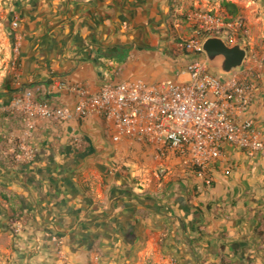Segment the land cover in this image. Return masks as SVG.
Masks as SVG:
<instances>
[{
    "label": "crops",
    "instance_id": "crops-1",
    "mask_svg": "<svg viewBox=\"0 0 264 264\" xmlns=\"http://www.w3.org/2000/svg\"><path fill=\"white\" fill-rule=\"evenodd\" d=\"M191 10L244 19L240 67L254 83L245 117L264 135V0H0V264H264V153L222 143L202 177L171 150L113 141L101 115L39 118L34 157L17 163L8 152L24 128L8 104L25 89L72 107L75 93L55 81L97 92L186 80Z\"/></svg>",
    "mask_w": 264,
    "mask_h": 264
},
{
    "label": "built area",
    "instance_id": "built-area-1",
    "mask_svg": "<svg viewBox=\"0 0 264 264\" xmlns=\"http://www.w3.org/2000/svg\"><path fill=\"white\" fill-rule=\"evenodd\" d=\"M191 29L181 38L180 47L195 54L181 71L186 80L164 79L148 83L141 79L122 81L89 92L77 84L55 81L52 88L67 89L76 95L72 107H56L36 98L33 89L14 96L8 109L23 121L18 138L10 137L8 152L14 162L31 160L36 148L29 137L39 118L67 121L101 115L116 129L112 140L122 137L153 146L157 153L171 150L204 177L209 164L221 155L222 143H229L248 153H264V135L245 113L254 99L250 68L239 67L221 77L209 71L201 48L207 36H219L232 45H245L242 17L222 18L204 10L184 14ZM11 64L16 66L21 33L16 19L10 23ZM203 56V57H202ZM19 231V226H14ZM60 243V241H58ZM62 261L67 258L58 248Z\"/></svg>",
    "mask_w": 264,
    "mask_h": 264
},
{
    "label": "water",
    "instance_id": "water-1",
    "mask_svg": "<svg viewBox=\"0 0 264 264\" xmlns=\"http://www.w3.org/2000/svg\"><path fill=\"white\" fill-rule=\"evenodd\" d=\"M201 48L205 54L206 65L221 77L228 76L240 67L247 55V49L241 42L228 45L219 36H207Z\"/></svg>",
    "mask_w": 264,
    "mask_h": 264
},
{
    "label": "rangeland",
    "instance_id": "rangeland-1",
    "mask_svg": "<svg viewBox=\"0 0 264 264\" xmlns=\"http://www.w3.org/2000/svg\"><path fill=\"white\" fill-rule=\"evenodd\" d=\"M190 36V34H188V32H186V35H184V38H188Z\"/></svg>",
    "mask_w": 264,
    "mask_h": 264
}]
</instances>
